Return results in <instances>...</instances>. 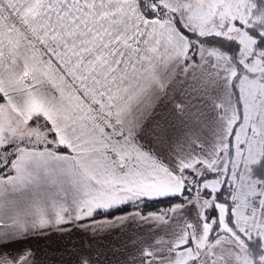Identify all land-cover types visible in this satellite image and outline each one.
<instances>
[{"label":"snow or ice","instance_id":"1","mask_svg":"<svg viewBox=\"0 0 264 264\" xmlns=\"http://www.w3.org/2000/svg\"><path fill=\"white\" fill-rule=\"evenodd\" d=\"M177 67L201 70L194 124L218 92L216 131L210 150L175 152L170 165L142 139ZM0 101V264H34L15 248L34 232L180 196L197 223L131 264H264V179L252 175L264 168V0H0Z\"/></svg>","mask_w":264,"mask_h":264},{"label":"crops","instance_id":"2","mask_svg":"<svg viewBox=\"0 0 264 264\" xmlns=\"http://www.w3.org/2000/svg\"><path fill=\"white\" fill-rule=\"evenodd\" d=\"M195 76L197 79H194ZM201 70L193 73L188 69L186 74H181V68L173 69V74L167 88L158 95L152 108L144 117V129L142 142L152 148L156 154L170 165H174L175 152L184 155L188 153L200 154V145L205 150H210L216 131V111L213 102L218 98V92L208 90L207 97L203 102H198V107L203 115L195 124L192 120V99L190 96L191 86L199 84ZM203 90L198 95H202ZM185 106L181 113L177 105ZM144 109L141 108V113ZM167 129V134L157 140V126ZM194 129L197 136L186 133ZM3 175V174H2ZM5 178L7 176H4ZM19 195V194H16ZM172 198V197H168ZM13 199L9 194L5 195V212L12 214L13 209L8 206V201ZM167 198H157L145 201H157ZM27 202L24 197L20 203ZM173 206L158 213L141 214L137 211H129L112 218L95 219L98 223H85L80 227L79 223L66 226L64 231H46L45 234L35 232L15 246L17 251L31 250L34 264H81L82 259H88L92 264H131L134 255L142 248L153 245L160 238L167 240L172 233L178 231L184 223L196 224L199 207L196 204L186 202L177 211H172ZM140 216L164 215L165 221L155 219L141 220ZM119 217H127L122 224L112 227L111 221ZM159 247V246H156ZM139 264V261H137Z\"/></svg>","mask_w":264,"mask_h":264},{"label":"trees","instance_id":"3","mask_svg":"<svg viewBox=\"0 0 264 264\" xmlns=\"http://www.w3.org/2000/svg\"><path fill=\"white\" fill-rule=\"evenodd\" d=\"M2 102V101H0ZM9 173L4 172L3 176H7ZM252 174L259 179H264V168H259L257 166L253 167V172ZM211 174L207 173L206 176L210 177ZM222 192V191H221ZM191 199V196L189 193H185ZM187 201L184 200L182 196L180 197H172V198H167V199H162V200H157V201H144L143 203L139 205H125L122 206L116 210L111 215H106V214H98L94 217V219H100V218H112L114 216H117L122 213H126L129 211H137L141 214H149V213H158L164 210H167L175 205H183ZM228 206L231 208L232 204L228 201ZM212 215H216V213H213ZM211 239V237H210ZM257 242V241H253Z\"/></svg>","mask_w":264,"mask_h":264},{"label":"rangeland","instance_id":"4","mask_svg":"<svg viewBox=\"0 0 264 264\" xmlns=\"http://www.w3.org/2000/svg\"><path fill=\"white\" fill-rule=\"evenodd\" d=\"M210 177L206 176V177H200V179H207V180H212L216 177V173H212V172H209ZM253 175V174H252ZM254 176V175H253ZM255 177V176H254ZM220 191L224 192L225 194V197L228 196V191L226 190V187H221ZM196 192L195 190H193L191 193H189V195L191 196V198H193L195 196ZM231 204H232V201L231 200H228ZM259 215V213H258Z\"/></svg>","mask_w":264,"mask_h":264}]
</instances>
